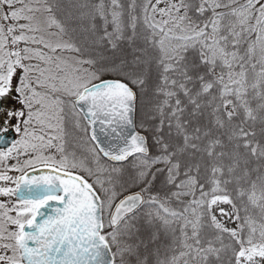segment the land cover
I'll return each mask as SVG.
<instances>
[{
  "label": "snow or ice",
  "instance_id": "obj_1",
  "mask_svg": "<svg viewBox=\"0 0 264 264\" xmlns=\"http://www.w3.org/2000/svg\"><path fill=\"white\" fill-rule=\"evenodd\" d=\"M0 264H264V0H0Z\"/></svg>",
  "mask_w": 264,
  "mask_h": 264
}]
</instances>
